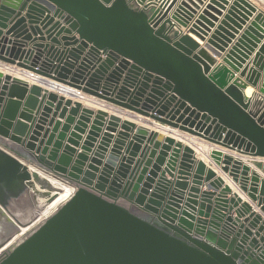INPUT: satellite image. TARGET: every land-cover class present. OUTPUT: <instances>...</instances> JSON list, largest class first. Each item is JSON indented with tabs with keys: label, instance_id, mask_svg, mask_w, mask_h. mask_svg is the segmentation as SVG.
Here are the masks:
<instances>
[{
	"label": "water",
	"instance_id": "water-1",
	"mask_svg": "<svg viewBox=\"0 0 264 264\" xmlns=\"http://www.w3.org/2000/svg\"><path fill=\"white\" fill-rule=\"evenodd\" d=\"M201 1L0 0V67L39 83L0 70V250L34 217L14 200L24 163L75 189L0 264H264L262 215L181 134L210 143V162L264 212V180L218 148L264 158V13L232 0L201 47L190 34L205 40L228 0L189 24ZM75 91L117 109L82 106Z\"/></svg>",
	"mask_w": 264,
	"mask_h": 264
},
{
	"label": "crops",
	"instance_id": "crops-1",
	"mask_svg": "<svg viewBox=\"0 0 264 264\" xmlns=\"http://www.w3.org/2000/svg\"><path fill=\"white\" fill-rule=\"evenodd\" d=\"M208 1L209 0H202L201 1V3L198 5V8L195 10L196 12L193 14V17L191 18V20H190V22H189V24H191L194 20H196L198 17H199V15L201 14V11L205 8V6L208 4ZM251 4H253L255 7H256V9H257V11H262V13H263V11H264V2L262 1V0H248ZM228 2V4H226V5H224V7H225V9H223L221 12H222V15H219L217 18H218V20L217 21H215L214 22V26H212V27H210L209 29H208V33H207V35L205 36L206 38H205V40H200V39H198V38H196L195 36H193L192 34H190V36H192L195 40H197V42L199 43V45L201 46V47H203L204 45H205V43L207 42V40H209L210 39V37L213 35V32H215V30H217V28L220 26V22L223 20V16L226 14V11L228 10V8H229V6L231 5V2H232V0H228L227 1ZM257 11L256 12H253V14L251 15V16H248L247 17V19L244 21L245 22V24H242V29H238L237 30V32L234 34V38H231L230 39V41L227 43V47H225V49H224V51L223 52H221V55L220 56H216V60H217V62H216V65L218 66L219 64H222V65H225V66H228L224 61H223V59L225 58V56H226V54H227V52L229 51V50H231V48L232 47H234V45L236 44V40L237 39H239L240 38V36H241V34L243 33V31L247 28V26H248V24L250 23V21H252L253 20V18H254V16L257 14ZM202 26H206L205 25V23H202ZM181 29L183 30V32H185V30H186V28L185 27H183V26H181ZM222 32V31H221ZM264 40V39H263ZM263 40H262V42H263ZM261 43H259L258 44V46L260 45ZM239 46H240V44H239ZM253 56H254V52L252 53V55H250V59L248 60V63H250V65H251V59L253 58ZM247 62V61H246ZM0 65H2V63H0ZM229 67V66H228ZM0 70H2L4 73H6V72H8V73H10L12 76L13 75H17V76H20V77H22V78H24L27 82H28V84L29 85H31V84H37L38 82H36L33 78H31L30 76H25L24 74H20L17 70H16V67H0ZM264 74V73H263ZM235 76H239V73H235ZM242 79L244 78V77H241ZM39 84V83H38ZM40 86H43L42 88H44V85H42V84H40ZM52 87L54 86L53 84L51 85ZM52 87H50V88H52ZM56 88L57 89H59V87L58 86H56ZM250 89V93L249 94H247L246 93V90L247 89ZM246 90L244 91V95L246 96V97H248V96H250L251 94H252V92H256V90L257 89H255V88H253V87H251V86H248L247 88H246ZM66 97H70V96H68V95H65ZM73 101H75V100H79L80 102H81V104H82V106H85V107H87V108H91V109H93L94 111H96L97 109H99V108H102V109H105V110H107V112H108V114H111V113H114L115 111H114V109H117V107H114V106H111V105H109V104H105L104 106H101V104L99 103L98 104V100H96L95 98H93V97H90V96H87V95H85L83 98H79V97H70ZM100 102V101H99ZM107 106V107H106ZM108 106H109V108H108ZM69 108V107H68ZM79 115V112L77 113V115H76V118H77V116ZM122 116V118L124 119V118H128V119H130L129 117H126V115H121ZM58 120H60V122H64V119H58ZM137 123H140V121H136ZM73 124L74 123H72V125L70 126V129H69V131H71L72 130V127H73ZM90 125V122L88 123V126ZM154 126H156L157 127V125H154ZM103 128H104V126H103ZM103 128H102V130H103ZM163 128V130H161L160 129V131H165V130H168V131H172L173 133L175 132V131H173L172 129H167L166 127H162ZM88 129V128H87ZM86 129V130H87ZM69 133V132H68ZM113 134H115V133H113ZM174 134H176L175 136V138L178 140V139H180L179 137H177V133H174ZM183 136H185L186 138H187V140H189V143L190 144H192L193 145V143L196 145V154H197V157H198V159H200L201 157V159H203L210 167H212L215 171H216V175L217 176H221L222 178H223V180H224V184H228L229 186H230V188H231V190H232V194L233 193H236L240 198H241V200L242 201H246V202H248V203H250V205H251V207H252V210L254 211V212H256V213H259V214H261L262 215V218L264 219V212H262L261 210H260V207L257 205V203H256V201H252L248 196H247V194H246V192H243L242 190H240V188H239V185H238V183H235L234 181H232V179H231V177L230 176H228L226 173H223L221 170H220V167L218 166V165H216V164H214L213 162H210V160H209V158H208V154H209V151L211 150V148H213V147H211V144L210 143H208V142H202V140L201 139H195V138H193V137H190L189 135H187V134H184V133H181ZM84 136H85V133L84 134H82V139L80 140V143H79V145H78V147H76V152H80L81 151V149H80V144H81V142H82V140H83V138H84ZM184 143H186L187 141L186 140H182ZM65 142V141H64ZM198 147V148H197ZM214 147H216V146H214ZM200 148V149H199ZM218 148H220V149H222V150H224L225 152H227V153H229V154H231L233 157H235V158H239V159H241V161L242 162H244V163H246V164H248L249 166H250V169H251V171L252 170H254V171H256L257 172V174H258V176H259V178H260V180H264V172H262V170L261 169H259V168H256L255 167V165H254V163L256 162V161H258V160H260L261 162H264V158H252V157H248V156H244V155H239L238 153H236L235 151H231V150H227V149H224V148H222V147H218ZM200 156V157H199ZM166 176L169 178V176L166 174ZM250 176V174L248 175V177ZM206 187L205 186H201V190H204ZM187 191V190H186ZM233 216H234V214H233Z\"/></svg>",
	"mask_w": 264,
	"mask_h": 264
},
{
	"label": "bare ground",
	"instance_id": "bare-ground-1",
	"mask_svg": "<svg viewBox=\"0 0 264 264\" xmlns=\"http://www.w3.org/2000/svg\"><path fill=\"white\" fill-rule=\"evenodd\" d=\"M248 86H251V85L244 83L241 80L239 81L238 87L243 92V94ZM50 90L56 91L58 89L51 88ZM246 93L247 94L250 93L249 88L246 90ZM153 125H155V123ZM166 128L170 129L168 127ZM161 130H163V128H161ZM161 132L168 133L170 131L165 130ZM179 135L180 133L178 134L177 137L180 138ZM24 164H25V167L22 166V168H23V171H25V173L28 174L29 179L25 178L24 181H22L24 182V184H26L27 190L26 189L24 190L22 188L23 190L21 192L23 195H25L26 201L31 203L30 205L31 208H29L30 209L29 213L33 212L34 217L32 218L31 220L32 222L30 224L28 223V225L20 226V232L16 234L14 238L11 239L10 243H8L6 247H3L0 250V256L14 243L21 240L27 234V232L36 228L46 217L52 214L65 200H67L72 195V193L75 190L74 187L68 185L67 183H64L63 181H60L54 178L52 175L47 174L41 171L40 169L35 168L34 166L30 164H27V163H24Z\"/></svg>",
	"mask_w": 264,
	"mask_h": 264
},
{
	"label": "flooded vegetation",
	"instance_id": "flooded-vegetation-1",
	"mask_svg": "<svg viewBox=\"0 0 264 264\" xmlns=\"http://www.w3.org/2000/svg\"><path fill=\"white\" fill-rule=\"evenodd\" d=\"M7 231V226L4 220L0 219V236Z\"/></svg>",
	"mask_w": 264,
	"mask_h": 264
},
{
	"label": "rangeland",
	"instance_id": "rangeland-1",
	"mask_svg": "<svg viewBox=\"0 0 264 264\" xmlns=\"http://www.w3.org/2000/svg\"><path fill=\"white\" fill-rule=\"evenodd\" d=\"M25 189L27 190V187H25L24 190H25ZM25 199H26V198H25V195L21 194V196H17L14 200H15L16 202L21 203V202H23ZM14 200H13V201H14ZM15 201H14V202H15ZM26 203H28V202L26 201Z\"/></svg>",
	"mask_w": 264,
	"mask_h": 264
},
{
	"label": "built area",
	"instance_id": "built-area-1",
	"mask_svg": "<svg viewBox=\"0 0 264 264\" xmlns=\"http://www.w3.org/2000/svg\"><path fill=\"white\" fill-rule=\"evenodd\" d=\"M29 76L32 78L34 75L33 74H29ZM77 97L79 98H83L85 95L83 93H81L80 91H75Z\"/></svg>",
	"mask_w": 264,
	"mask_h": 264
}]
</instances>
